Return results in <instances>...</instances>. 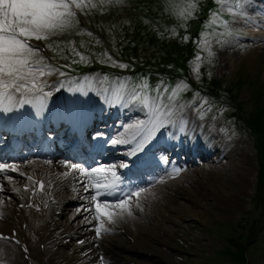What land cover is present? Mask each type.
<instances>
[{
	"label": "rangeland",
	"instance_id": "obj_1",
	"mask_svg": "<svg viewBox=\"0 0 264 264\" xmlns=\"http://www.w3.org/2000/svg\"><path fill=\"white\" fill-rule=\"evenodd\" d=\"M96 1H100L99 4L96 3ZM159 1L161 3V9L168 10L176 26H178L180 22L181 25H183L187 19L194 17L197 14V8L199 6V0H192V2L196 3L197 7L190 16L184 18L178 15V11L179 7L187 3L188 0H175L178 6L177 9L170 7V3V8L168 9L169 0ZM91 3L96 4L97 7H89L86 8L83 13H81L80 10L79 12L83 15L87 23L94 24L96 29L103 28L106 31V37L108 36V40L113 48L111 51L107 49L106 53L111 54L112 52V54L115 55L112 56L114 61L126 65V67H118L113 66L111 63H106L113 68L112 71H110V74H113V76L110 77L113 85L117 80L130 82L132 77L129 76L128 72H131V70L140 64L139 60L147 58L148 55L140 48L138 58L133 59L130 57L124 59L121 57V54L118 53V48L114 45V41H116V39L118 41L122 40L123 47L125 45L129 46V37L126 36V30H132L133 26L136 25V21L132 17L131 12V6L136 3L128 0H120V2H115V0H113L112 3H102L101 0H91ZM211 3L213 4L209 8L210 12L207 10L208 17H204V15L200 14V20L205 24L199 32V38L202 31H214L215 35L209 37L211 51L214 55L210 60L206 58L207 52L202 51L198 47V38L195 51L204 53V58L199 63V76L197 77L193 70L196 62H192L185 67H183L182 64L180 69H182V71L187 70L188 77L173 78V80H168L165 84L169 88L174 87L181 81L188 85V90L181 93L180 102L187 105L184 111V117H187L190 122L191 132L198 135L200 133L204 134V138L201 143H199V152L201 154L199 158L195 159V163L191 162L189 165L184 162V157L181 158L178 164L172 162L169 166V172L167 176H165L164 184L162 182H153L137 189V191H143L138 201L135 197L133 198L131 215L133 221L137 219L142 223V230H138L132 226L133 228L131 231L129 230L130 239L125 236L120 237L118 235L119 233H113L119 236L121 244L126 246L130 245L132 247L130 251L122 253L123 258H126H124L123 264H139L140 261H145L150 264H156L158 262L160 264H166L164 260L167 253L171 256L169 264H231L229 260L217 261L211 259L213 258V253L224 249L226 246L225 237L230 236L238 238L243 232L241 226H245L248 222H251V220H262V218H264L262 208H257L253 199L256 194L257 161L250 136L237 124L228 122L225 119V114L228 112V108L226 107L227 104L219 107L217 104L211 102V111H208L203 118H200V115H198L196 111L200 101L195 99L197 94L200 96V93L194 91L191 95H186L193 87L191 83H189V79L195 85H198L203 73L201 70L202 67L205 68L204 71L207 78H212L213 76L215 80H221L224 86L239 81H249V83L238 92V98L241 102H246L254 93H264V59H254L251 54L254 47L259 45L255 40L264 37V27L262 23L255 22L252 19L258 16L256 12L249 10L252 3L258 6L262 4L260 0H243V8L237 9L236 15L226 11L223 13L222 19L229 20V27L227 29L225 27L221 28L223 25H221L220 28L216 26L205 28V26L209 24L211 13L219 7L215 3V0H211ZM140 19L150 32H157L150 18L140 15ZM184 28L185 26H181V29ZM220 30H223V32ZM81 31L78 24H76L68 31L52 36L48 41L43 42L45 44L52 43L54 47L57 45L59 46L56 48L55 52L49 50L52 54L51 61H53V59H58L59 63L79 60V57L75 56L70 50L71 47H75L77 52L87 57V62L78 61L84 66L83 72H73L71 70L72 68L69 66V68H60L61 71L67 73L66 76L50 74L43 76L41 79L47 81L48 85L51 84L54 86V91H56L57 88L68 91V89L78 87L82 83L84 77H89L91 82L88 91L93 97L97 89L96 85L99 84L97 78L102 79L105 77V73L100 69H90V59L93 57L90 45L96 43V40L87 35V32H85V34H78ZM220 33H224V35L219 36ZM143 35H146L145 32ZM170 36L177 37L178 34L172 32ZM216 36H219L221 42H217ZM69 42H71V45ZM96 44L102 45L99 43ZM97 50L102 56L104 55L105 50L102 49V46ZM71 55H73L71 57L72 59H70ZM228 56L233 59L231 66L227 61ZM98 61L100 62V60ZM257 80L259 81L258 84ZM59 81L64 82L63 88H60ZM203 97L206 98L205 96ZM111 101L114 102L112 96ZM121 109L125 111L124 114L129 111L127 117L125 119L123 118L119 123L121 125V130H124L125 125H130L138 120L146 119L145 112L142 110L139 103H123ZM104 115H106V113H104ZM113 115V113L109 114V118L113 119ZM95 126L94 133H102L103 135L101 137H103L105 135V130L101 129L98 124ZM110 127H112V124ZM164 129H166L165 133L167 135L171 134V139L175 136L177 137L173 138L171 141L178 138L180 139L178 144H181L185 151L195 148L196 143L191 148L193 141L196 140L194 137L183 139L184 131L180 132V134L174 133L172 135L170 125ZM181 139L185 142H181ZM175 147L178 151L179 146ZM122 152L115 155L116 157L111 161H101L98 159V162L93 163L89 169L100 164L115 165L117 166L116 172H118L117 168L120 165ZM103 155L107 156L106 153ZM162 155V157L164 159L166 158L168 161V154ZM205 155L208 157L203 161ZM191 159L194 161L193 158ZM28 160L29 159L24 161L22 165L28 162ZM242 163L245 164L244 168L246 169L244 172L245 184L242 183L241 179L239 180L240 176L238 175ZM174 169H180L178 175L174 174ZM215 173H220V175L214 177ZM185 176L186 178H182ZM6 177L7 175L1 174L0 182L4 187H9L8 184L12 185L13 183H8L5 180ZM174 180H180L176 187L170 189L169 186L165 185ZM161 186H165V190L169 192V197H165L162 201L152 206H147L144 202L147 198V193L153 189L157 190L158 187ZM0 190L3 191L2 188ZM70 195L72 200L69 202L67 208L72 214V222H78L79 228L77 229L82 232L79 233L78 237L70 238L67 245H58L59 255L63 257L64 260L69 258L73 253V250H71L73 249L72 244L76 241L80 242L86 240L89 246L85 250H89L90 248L96 250V244L90 238V234H88L89 232L87 230L90 228V224L94 219L89 212L78 211L83 207L89 206L88 196L75 190H71ZM232 195L233 198H230ZM4 197H9V195L6 196L5 191L0 194V199L4 201ZM165 203L170 206V208H163ZM226 205H229L230 208H225ZM138 206L140 209L136 211ZM169 216L172 221L171 223H167V218ZM85 217H87V219H85ZM192 219L199 220V223ZM61 221L65 224L66 219L64 216H61ZM130 222L132 223V221ZM173 223L178 224V226L175 224L174 226ZM105 225L108 224L106 223ZM117 226L119 225L117 224ZM64 227L63 225L59 230H63ZM247 227L248 226H246V228ZM75 232L73 233L74 235L76 234ZM263 233L264 231H261L258 234L261 240L257 244L256 252L254 255H251L249 259L250 264H264ZM139 239L141 241H139ZM53 261L58 262V264H63L60 259ZM41 264L48 263L43 262Z\"/></svg>",
	"mask_w": 264,
	"mask_h": 264
},
{
	"label": "snow or ice",
	"instance_id": "obj_2",
	"mask_svg": "<svg viewBox=\"0 0 264 264\" xmlns=\"http://www.w3.org/2000/svg\"><path fill=\"white\" fill-rule=\"evenodd\" d=\"M101 2L112 3L113 0H101ZM115 2H120V0H115ZM169 3L170 7L177 9L175 0H169ZM215 3L219 7L211 13L209 24L205 28L223 25L227 29L229 25L227 20L222 19L223 13L226 11L236 15L237 9L243 8V0H215ZM89 7L95 8L97 5L91 3V0H87V2L86 0H0V110L7 112L11 111L14 106L22 107L34 102L40 107L43 106L45 99L52 95L50 91H44L45 87L54 86H49L47 81L41 78L50 74L66 76L67 73L61 71L60 68L67 67V65L57 67L50 64L48 59L42 55L45 49L55 52L58 45L54 47L52 43L41 45L37 42L48 41L50 37L73 28L79 23L76 20L77 10L83 13ZM196 7V3L188 0L187 3L179 7L178 15L187 18ZM78 34H85V30ZM86 34L92 35L90 32ZM213 35H215L214 31H202L198 42V47L207 52L206 58L209 60L214 55L209 40V37ZM222 35L224 33L219 34V36ZM219 36H216L217 42H221ZM184 39L186 40L188 37L185 36ZM69 43L71 45V42ZM70 50L79 57L80 62H87V57L77 52L75 47H71ZM98 59L102 63L126 67V65L114 61L106 52ZM201 60L202 57L198 52L193 69L197 77ZM75 62V60L72 61V63ZM97 82L103 86L109 83V78L107 76L102 79L97 78ZM59 84L60 88L64 87L63 81H59ZM56 90L59 91V88ZM75 90L83 91L82 88ZM103 90L114 98V102L139 103L145 111L146 119L125 125L121 138L110 141L114 145L134 144V147L129 150L130 156L144 151L156 133L169 125L178 127L181 132L185 131L187 121L183 118V113L187 105L181 103L180 99L181 93L188 90V85L183 81L171 88L163 82H160L155 88H151L146 78L138 84L117 80L114 85ZM17 95H19V99H17ZM195 99L200 101L196 111L200 118H203L208 111H211L212 104L207 98L200 97L198 94ZM102 135V133H96L94 138H99ZM46 163L51 162L47 161ZM164 163H168L166 158ZM64 164L69 172L62 175L66 177L71 172L78 173L77 183L83 192L89 194L87 197L89 206L78 211L89 212L93 219L99 222L95 228L97 236L102 232L109 231V228L105 227L106 223H116L123 219L125 214L131 215L132 200L135 197L138 201L143 190L125 192L121 187L122 181L116 172L117 166L100 164L87 169L70 161H66ZM119 167H128V165L121 164ZM5 172H19L21 176H25L30 183L25 185L24 190L26 192L30 190L33 195L44 192L46 184L51 183L50 180L37 179L33 175L20 172L19 168L13 164L0 162V174ZM179 172L180 169H174L175 175H178ZM7 178L12 179V177ZM108 197H114V199L109 200ZM2 204L3 201H0V205Z\"/></svg>",
	"mask_w": 264,
	"mask_h": 264
},
{
	"label": "bare ground",
	"instance_id": "obj_3",
	"mask_svg": "<svg viewBox=\"0 0 264 264\" xmlns=\"http://www.w3.org/2000/svg\"><path fill=\"white\" fill-rule=\"evenodd\" d=\"M250 11L257 12L258 17L253 18L255 22H260L262 23V26L264 27V5L258 6L254 3L250 5L249 8ZM256 43L259 45L254 47L252 50V58L257 59V58H262L264 59V37H260L259 39L255 40ZM228 64L230 66L232 65L233 59L232 57L228 56L227 57ZM91 79L89 77H84L82 79V83L74 88V89H68L67 91V100L70 102L69 106L72 111H75L79 117H85L86 119H89L91 116V111H90V105L93 104H88V100L91 98V93L87 91V89L90 86ZM77 88H82L83 91H76L75 89ZM86 93V94H85ZM52 102L51 101H44V104L42 107H40L37 103L34 102V106H36L35 109V115L38 113V111L42 112L41 113V118L45 117L49 113V108L51 107ZM119 107V111L115 113L113 116L114 118L109 122L110 124L112 123V128L111 133L106 139L108 140L107 144L103 146L104 139L101 140V142L97 145V149H104L105 152L110 153V154H118L119 150L126 149V151H129L132 147H134V144H112L110 141L112 139H118L121 138V136L124 134V130H121V125L119 124L120 121L124 118L127 117V113L124 114L125 111H122V109ZM0 115H7L10 111H3L0 110ZM186 119L187 123L185 125V131L189 127L190 122L188 121L187 117H184ZM109 129V128H108ZM172 129V132H174V129ZM181 131L178 130L177 133H180ZM184 133V132H183ZM193 132H191L190 136L194 137L195 142H200L204 138V134L200 133L192 135ZM163 135V133H162ZM179 140V139H178ZM184 141V140H183ZM182 142V140H181ZM175 143V142H173ZM93 144H95L93 142ZM109 154V157L111 156ZM107 157V158H109ZM207 158V157H206ZM47 161L43 160H35V161H30L27 163V168L25 170L27 173H31L32 175H40V174H45L46 178H52L55 181V185L49 195H52V193L55 194L56 199L58 200L57 206L54 207L55 210H52V213L46 212L43 216V219H47L56 222H61V218L57 217L55 215L54 211L62 210V216L65 217L66 221L64 226L65 229L59 230L57 227L53 226L50 227L47 225V223L41 222V224L38 223H29L28 228L29 232L33 236H37L38 240L43 241L46 244V249L47 251V258L48 259H54L58 260L60 259L63 264H122L125 259L122 256L123 252L130 251L132 247L126 246L124 244L120 243V239L118 235H111L110 232L113 231L112 224L105 225V227L109 228V231L107 232H102L99 236H97L95 232V228L98 226L99 222L96 221L95 219L93 222L90 224V228L88 230V234H90V238L93 240V242L96 244V250L93 248H90L89 250H80V245L85 243L86 240L80 241V242H75L72 244L71 250H73V253L69 258L66 260L63 259L59 255V248L58 245H67L69 238H75L79 236V233L82 231L77 229L78 227V222H72V214L69 212V209L67 206L69 205V202H71L72 198L70 195L71 190L75 191H80L83 194H86L88 196V193H85L82 191L81 186L77 183L76 177L79 175L76 172H71L69 175L66 177L63 176L62 174L68 173L69 169L65 167V164L62 162H52L51 163H46ZM25 165V166H26ZM245 164L242 163L240 167V172L238 173L239 180H242V183L245 184L244 180V168ZM20 170V172H22ZM7 174V172H5ZM214 173V172H213ZM211 174V172H210ZM217 174V175H216ZM220 173H215L214 177H218ZM166 177H162L157 179V182H162L163 184L165 183ZM182 178H186L182 177ZM9 180V179H8ZM238 180V179H237ZM25 181V179H23ZM180 180H174L170 181L168 184H165L166 186H169L170 189L173 187L177 186V183ZM18 185V183H16ZM241 184V181H240ZM0 187L2 188V184L0 183ZM239 187V186H237ZM6 196L9 195L8 198L4 197L3 198V204L0 205V232L6 233L11 230V228H15L17 230H20V224H21V219L25 220V216L22 215L21 218H17L15 216V213L19 212L17 209V204L22 203V198L19 195V191L16 187L13 188H4ZM169 192L165 190V186L158 187L157 190H152L147 193V198L144 200L147 206H152L155 203H158L159 201H162L165 197H169ZM230 198H233L230 196ZM0 201H2L0 199ZM53 207L50 208V210ZM163 208H170L166 203L164 204ZM225 208H230L229 205H226ZM137 209H140L138 206ZM12 210V212H11ZM133 217L132 215H127L125 214L123 219L119 220L120 226H117L125 232L130 233L131 229L134 226L138 230H142L143 226L142 223L139 222L137 219L135 221L132 220ZM132 221V223L130 222ZM67 226L70 228H67ZM79 230V231H78ZM130 230V231H129ZM76 231V232H75ZM78 231V232H77ZM39 232V235L36 233ZM76 233L75 237L71 235L72 233ZM70 234V235H69ZM139 241H141L139 239ZM91 251V252H90ZM35 251H32V254ZM90 252V253H89ZM96 253V256H95ZM102 258V261H101ZM171 256H169V253L166 254L165 257V262L166 264L170 263ZM2 260L1 264H21L22 258L21 254L19 252V249L11 245L10 243L6 242H0V261ZM75 262V263H74ZM54 264H58V262L54 261ZM139 264H150L146 263L145 261H140ZM156 264H160L159 262Z\"/></svg>",
	"mask_w": 264,
	"mask_h": 264
},
{
	"label": "trees",
	"instance_id": "obj_4",
	"mask_svg": "<svg viewBox=\"0 0 264 264\" xmlns=\"http://www.w3.org/2000/svg\"><path fill=\"white\" fill-rule=\"evenodd\" d=\"M149 12L154 13L152 10H149ZM162 21L166 23L165 18H162ZM195 24L193 22L189 25L188 29L192 33L196 26ZM137 36L140 37L141 34L138 33ZM137 45L144 46L150 53L149 59L145 60L143 66L137 70L141 72L142 77H146L145 70L151 71L154 69L157 72L165 74L178 71V65L192 53L190 43H181L169 39L161 40L152 38L150 41L139 39ZM130 54L134 57L138 54L136 46L132 47ZM243 84L244 81H239L235 83L234 87L230 85L224 86L223 82L220 80L216 81L212 77L204 82L203 89L213 96L222 95L223 92H226L227 95L236 96ZM250 102L249 106L244 109L238 106L236 109L237 114L233 113L232 116L240 117L242 127L254 140L259 172L257 176L256 194L253 199L256 207L262 208V212L264 213V94H257L253 98L251 97ZM248 236L249 239L246 244L252 242L255 236L254 230ZM230 244L236 249L231 254L235 255L234 259L238 262L237 264H245L243 251L246 244L239 238L232 239Z\"/></svg>",
	"mask_w": 264,
	"mask_h": 264
}]
</instances>
